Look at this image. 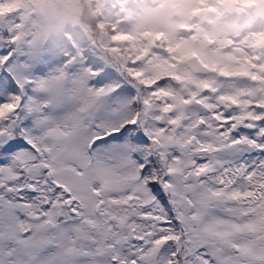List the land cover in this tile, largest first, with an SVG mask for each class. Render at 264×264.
Listing matches in <instances>:
<instances>
[{
    "label": "snow or ice",
    "instance_id": "1",
    "mask_svg": "<svg viewBox=\"0 0 264 264\" xmlns=\"http://www.w3.org/2000/svg\"><path fill=\"white\" fill-rule=\"evenodd\" d=\"M34 7L0 0V264H264V98L178 88L115 29L52 40Z\"/></svg>",
    "mask_w": 264,
    "mask_h": 264
},
{
    "label": "rangeland",
    "instance_id": "2",
    "mask_svg": "<svg viewBox=\"0 0 264 264\" xmlns=\"http://www.w3.org/2000/svg\"><path fill=\"white\" fill-rule=\"evenodd\" d=\"M34 5V14L52 40L63 43L67 36L77 40L95 37L109 43L110 39L99 29L98 22L94 25L95 21L103 20L120 34L136 38L130 44L120 45L130 49L126 54L135 58L147 50L148 58L143 62V68L151 75L176 76L179 73L186 85L177 87L185 91L189 86L190 91L200 92L207 85L227 91L241 101L243 96L250 101L264 98L260 85L258 87L253 81L244 83L250 87L242 94L238 91L243 86L242 81L238 79L239 82L230 84L227 80L230 74L233 77L239 73L248 75L242 59L241 44L245 41L242 35L256 26L264 30V0H34ZM182 32L185 40L177 45L174 42ZM161 33L173 40L169 47L171 54L154 53L150 58L152 45L160 46L155 36ZM261 35L251 48L257 56L264 55V34ZM231 37L243 38V41L237 43L238 47H229ZM193 53L209 66H219L220 70L207 78H196L183 66L177 70L175 66ZM220 74L225 81H219Z\"/></svg>",
    "mask_w": 264,
    "mask_h": 264
},
{
    "label": "trees",
    "instance_id": "3",
    "mask_svg": "<svg viewBox=\"0 0 264 264\" xmlns=\"http://www.w3.org/2000/svg\"><path fill=\"white\" fill-rule=\"evenodd\" d=\"M95 3V2H93ZM102 21V22H101ZM97 20L94 22V25L96 22H98V25L103 24L104 28L100 29L102 32L104 30L106 37L108 39H110L111 41V36L113 33V29H115L114 26H110L107 25L108 23L103 22V20ZM100 23V24H99ZM115 32L117 35H120L119 32H117V29H115ZM124 34V33H123ZM261 34H264V30L263 28L261 29L260 26H256L255 28H253L252 30L245 32L242 36L245 39V44L243 46V61L246 64V73H248V75L250 76V79L253 80L254 77L259 76V79H254L255 83L257 84L258 87L260 85V88L262 89V91L264 92V55L261 56H257L254 55L251 51V48L253 46V43L258 41V39L262 36ZM133 57V56H132ZM134 58V57H133ZM249 87L248 84L242 86L241 88L244 91V94H246V91H249ZM243 101H250L249 99H245V97L243 96Z\"/></svg>",
    "mask_w": 264,
    "mask_h": 264
},
{
    "label": "flooded vegetation",
    "instance_id": "4",
    "mask_svg": "<svg viewBox=\"0 0 264 264\" xmlns=\"http://www.w3.org/2000/svg\"><path fill=\"white\" fill-rule=\"evenodd\" d=\"M185 31V30H184ZM163 36H164V39H162V40H159V41H157V43L158 44H160V46H156V45H152V50H153V52L152 53H150V58H151V55L152 54H154V53H164V54H166L165 52H170V45L172 44V42H173V40L172 41H170V39H168L167 37H166V35L165 34H163ZM188 37H190V34H188ZM185 40V34L182 32L181 34H179L178 35V37L176 38V41L174 42V43H176L177 45H178V43H180V42H183ZM234 41V43H235V45L238 47V42H242L243 41V38L242 39H240L239 37H231V42H233ZM243 42H245V41H243ZM161 44H162V46H161ZM210 45H212L211 43H209ZM173 45V44H172ZM171 45V46H172ZM243 46V44H241V47ZM226 47V49H228L227 48V45L225 46ZM169 54H171V52L169 53ZM194 56H197L200 60H201V62L207 67V68H209V70H210V73H208V74H200V73H194L193 71H191V70H189L188 69V67L186 66V64H185V61L188 59V58H190V57H194ZM147 58H148V56H147ZM179 66H183V67H186L191 73L190 74H192L193 73V75L195 74V76H196V78H200V77H209V76H212V74L213 73H217V71H219L220 69H219V66H216V65H213V66H209L207 63H206V61L204 60V59H202L197 53H193L192 54V56H189V57H187V58H183V60L181 61V62H179L178 63V65H176L175 67L177 68V70H178V67ZM237 75V74H236ZM236 75H235V77H233V75L232 74H230L229 76H230V78H228L227 77V80H230L231 82H230V84H233V82L235 81V82H239V80L237 79V77H236ZM177 77H179L180 79H179V81L178 82H176L177 83V86H181V87H184L185 85H186V82L184 81V80H182V78H181V76H179V73L176 75ZM223 75L222 74H220V77L218 78L219 79V81L220 82H223V81H225L226 79L225 78H223L222 77ZM241 82V81H240ZM243 82V81H242ZM244 83L245 82H243V86H244ZM242 87V86H241ZM239 88V92H241L242 94H244V91H243V89L242 88ZM187 91H190V87L189 86H187L186 88H185ZM203 91V88H202V90L200 91V92H202ZM241 98H243V97H241Z\"/></svg>",
    "mask_w": 264,
    "mask_h": 264
},
{
    "label": "water",
    "instance_id": "5",
    "mask_svg": "<svg viewBox=\"0 0 264 264\" xmlns=\"http://www.w3.org/2000/svg\"><path fill=\"white\" fill-rule=\"evenodd\" d=\"M185 64L194 73H200V74L210 73V70L197 57H192L187 59ZM237 78L241 81L249 80V76L244 74H238Z\"/></svg>",
    "mask_w": 264,
    "mask_h": 264
}]
</instances>
